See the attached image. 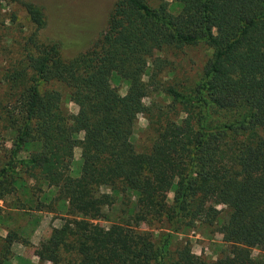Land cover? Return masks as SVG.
Segmentation results:
<instances>
[{
	"label": "trees",
	"instance_id": "16d2710c",
	"mask_svg": "<svg viewBox=\"0 0 264 264\" xmlns=\"http://www.w3.org/2000/svg\"><path fill=\"white\" fill-rule=\"evenodd\" d=\"M11 3L23 16L11 15L18 35L0 44L8 57L0 68V130L10 131L8 149L0 133V199L6 186L23 189L24 177L59 183L70 217L39 246L40 260L264 264V254L254 259L249 251L264 249V0H172V11L162 0H115L104 30L69 58L60 41L41 34V6L0 0ZM197 45L209 56L195 82L158 78L167 52ZM138 116L150 134L143 152L130 140ZM74 148L78 172L69 177ZM116 211L121 216L111 218ZM145 221L173 230L196 223L220 235L227 252L206 261L186 241L169 250L165 237L157 244L137 229ZM9 251L0 236V264Z\"/></svg>",
	"mask_w": 264,
	"mask_h": 264
},
{
	"label": "rangeland",
	"instance_id": "374dc122",
	"mask_svg": "<svg viewBox=\"0 0 264 264\" xmlns=\"http://www.w3.org/2000/svg\"><path fill=\"white\" fill-rule=\"evenodd\" d=\"M39 5L43 8L46 23L41 34L43 37L55 39L63 44L61 55L69 58L89 47L106 26L107 15L115 0H19ZM164 6L172 11V0H162ZM12 14L17 18L23 16L19 4H0V44L10 39L15 33L9 28ZM18 29V28H17ZM209 56V51L202 45L186 47L177 52H167L164 60L167 65L158 75L159 79L181 82L190 85L200 75L201 68ZM8 66V57L0 54V68ZM146 79V77H144ZM119 93L125 92V85L117 83ZM64 98L63 105L69 115L73 117L76 107L65 100L64 90L61 89ZM0 133L5 140L4 147L8 149L10 131L1 129ZM149 132L146 129L144 117L138 116L133 123L130 136L131 143L137 152H143L149 147ZM264 137V131H263ZM79 149L74 148L72 168L69 177H75L78 172ZM23 177V176H22ZM13 177L9 176L8 180ZM24 188L16 187L5 192L0 199V236L10 242V251L4 264H48L40 260L38 248L46 244L53 237V230L61 226L65 215V202L59 200V183L46 186L44 183L34 181L32 178H23ZM100 191L110 193L109 189L100 188ZM11 193V194H10ZM114 198L113 207L119 210L120 199L112 193ZM165 201L170 204L171 191L163 192ZM132 199V198H131ZM17 200V201H16ZM35 200L40 202V208L34 209ZM121 216L116 211L111 218ZM112 220V219H110ZM100 226H109L111 221L97 220ZM186 224V223H185ZM140 231H146L153 235L154 242L161 244L163 238L167 239V248L172 250L179 243L188 242L191 251L206 261H213L226 254L228 245L221 241L218 234L211 230L189 222L187 226H181L178 230L158 221L139 222L136 225ZM250 256L254 259L264 254V249L253 247L249 249ZM67 259V257H66ZM64 264H68L66 263Z\"/></svg>",
	"mask_w": 264,
	"mask_h": 264
}]
</instances>
